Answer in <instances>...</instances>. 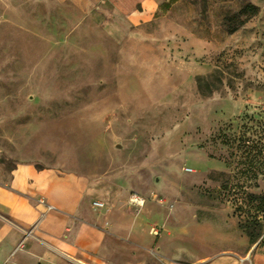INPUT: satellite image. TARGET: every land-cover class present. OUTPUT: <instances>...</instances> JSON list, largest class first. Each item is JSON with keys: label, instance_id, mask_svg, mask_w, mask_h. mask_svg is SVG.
I'll return each mask as SVG.
<instances>
[{"label": "rangeland", "instance_id": "1", "mask_svg": "<svg viewBox=\"0 0 264 264\" xmlns=\"http://www.w3.org/2000/svg\"><path fill=\"white\" fill-rule=\"evenodd\" d=\"M132 13L134 0H0V182L18 163L41 171L40 220L74 185L82 209L119 215L121 233L95 227L126 260L136 246L161 258L160 240L264 252V0H182L139 30ZM143 215L168 225L134 236Z\"/></svg>", "mask_w": 264, "mask_h": 264}, {"label": "crops", "instance_id": "2", "mask_svg": "<svg viewBox=\"0 0 264 264\" xmlns=\"http://www.w3.org/2000/svg\"><path fill=\"white\" fill-rule=\"evenodd\" d=\"M180 1L134 0V13L130 16L134 30L166 20ZM43 178V173L33 165L18 163L9 179L1 180L0 264H264V252L259 249L242 250L235 245L221 247L214 244L206 251L196 253L200 244L189 250L180 243L168 245L164 240H160L155 248L161 258L144 255L136 246L131 250L130 259L126 260L122 246L95 227L108 220L114 231L121 233L123 224L119 215L96 214L91 210V204L85 211L78 202L89 197L73 190L74 185L72 189H52L49 202L55 210L40 220L43 208L35 204V199L44 191ZM136 195L144 198V207L148 198ZM152 219L166 222V225L169 221L168 217L153 215L135 219L131 226L134 236L144 229L146 221ZM150 232L154 237L159 236V230L157 235ZM28 233L31 236H26ZM20 242H23V248L13 254ZM209 249L216 254L206 256Z\"/></svg>", "mask_w": 264, "mask_h": 264}, {"label": "trees", "instance_id": "3", "mask_svg": "<svg viewBox=\"0 0 264 264\" xmlns=\"http://www.w3.org/2000/svg\"><path fill=\"white\" fill-rule=\"evenodd\" d=\"M254 14L257 12L256 8L253 7ZM237 29H232L231 32H235ZM260 200V206L263 208L264 211V195L259 197ZM249 225H253V228H251ZM249 225L247 226H242L248 237L251 239V243L254 244L258 241V239L262 235V225L261 223L256 219L253 218L251 219Z\"/></svg>", "mask_w": 264, "mask_h": 264}, {"label": "built area", "instance_id": "4", "mask_svg": "<svg viewBox=\"0 0 264 264\" xmlns=\"http://www.w3.org/2000/svg\"><path fill=\"white\" fill-rule=\"evenodd\" d=\"M129 202H130V204L133 205L135 208L140 209V208L143 206V204H144V198L141 197V196H138V195H136V194H132V195L130 196V198H129ZM159 202L162 204V203L164 202V200H163V199H160ZM40 203H41V205H44V207L46 208V210H52V209H53L52 206L45 205V203L42 202V201H40ZM93 205H94L96 208H101V207H103V203H102V202H98V201H97V202H94ZM152 233H154V234L157 235V234H158V230L155 229V228H153V229H152ZM22 248H23V244H19V245L16 247V249L14 250L13 254H14L16 251L21 250Z\"/></svg>", "mask_w": 264, "mask_h": 264}]
</instances>
